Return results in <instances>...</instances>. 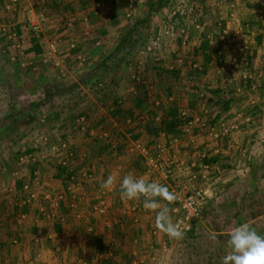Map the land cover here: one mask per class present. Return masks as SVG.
Listing matches in <instances>:
<instances>
[{"label": "crops", "instance_id": "1", "mask_svg": "<svg viewBox=\"0 0 264 264\" xmlns=\"http://www.w3.org/2000/svg\"><path fill=\"white\" fill-rule=\"evenodd\" d=\"M9 1L0 0V27L13 29L17 40L15 46L9 34L0 32V61L15 65L10 71L11 89L17 92L13 103L25 107L23 111L28 108L30 119L17 146L24 160L8 157V165L0 170V264H169L172 258L166 255L174 244L158 230L151 235L155 214L143 209L142 200L126 202L119 195V180L127 173L147 179L148 173L154 175L145 158L131 151L134 142L158 154L164 148L160 158L175 168L182 183L207 188L209 197L195 224L206 220V237L215 242L219 255L225 253L228 231L240 223L247 222L264 235V211L222 209L229 199L222 198L224 192L236 186L241 189L238 196L264 200V193H256L264 189V146L260 145L264 116L247 111L260 105L250 106L242 98L236 104L237 98L231 97L224 83L225 69L219 68L228 51L219 55L220 50H209L215 47L212 42L223 44L225 35L237 32L240 20L233 12L227 15L226 0H206L205 13L200 8L196 18H189L190 1L184 2L185 18L174 20L176 33L162 34L156 50L143 51L144 35L154 26L160 33L169 21L165 14L175 10L174 4L170 6L173 0L169 1L152 14L138 36L133 35L139 42L124 57L116 47L135 23L132 11L139 9L137 19L146 16L145 0L132 9L131 0H19L12 11L6 10ZM247 6L259 11L264 0ZM217 15L224 19V28L217 29L222 36H214ZM36 23L41 30L38 38L32 31ZM263 35L259 30L250 40V53L255 56L250 69L258 75L262 74ZM214 55L221 62L217 68L210 66ZM56 83L65 85L66 92L52 93ZM182 108L189 115L202 112L208 116L221 137L212 135L208 127L177 135L162 132V118L170 109L179 112ZM239 109L240 119L231 115ZM81 116L87 118L86 131L77 127ZM231 120L239 127L225 137L222 132ZM176 136L179 142L174 144ZM59 139L75 149L73 167L78 176L71 188L63 173L66 168L60 164L65 151L55 149ZM207 159L213 164L212 175L191 180L190 164ZM85 171L91 175L84 176ZM109 175L117 177L110 192L100 186ZM26 183L35 194L29 201H25ZM214 201L221 203L219 208ZM99 204H104L105 214L93 209ZM190 231L185 234L196 233Z\"/></svg>", "mask_w": 264, "mask_h": 264}, {"label": "rangeland", "instance_id": "2", "mask_svg": "<svg viewBox=\"0 0 264 264\" xmlns=\"http://www.w3.org/2000/svg\"><path fill=\"white\" fill-rule=\"evenodd\" d=\"M141 1L142 0H131L130 1L131 9L136 8V7L139 8V4L141 3ZM187 1H190V7L192 8L189 18L191 17L196 18L197 16L200 15L199 13L201 10L203 14L205 13L203 11V7L205 5L206 0H173L170 6L174 4L175 5V6L173 5L174 9H176V7L179 6L180 11L177 12L176 14H173L172 12V15H170L172 10L167 12L165 14V18L166 20H169L168 23H173L176 26H178V24L175 23L174 20L175 19L181 20L180 16H184L185 18L186 9L185 7L181 9V4H184V2H187ZM226 1L227 3H229L228 5L229 7L226 11L227 15L233 12V17L238 18L240 20V22L238 21L239 25L237 26V32L228 33L227 35H225L226 41H224L223 44L219 42L218 43L212 42V46H215V47L213 48L210 47L209 50L211 52L212 50H215V51L220 50L221 52L219 53V55H222V51H228L224 53V60H222L224 62L219 67V68L225 69L223 71V73H225L224 74L225 76L223 79H224V83H228L226 88L228 89L229 93H233L231 97H234L235 99L237 98L236 104L239 101H241L240 100L241 98L247 100L250 106H253L254 104H259L260 108H255L254 106V108H251V109L248 108L247 111L250 112L253 110L255 114L259 112L260 114L264 116V44L262 45V48H261L262 53L260 55L261 56L260 64H262V67H261L262 74L261 75H258V73L255 74L253 73L252 68L250 69V63L252 59L255 57L252 55V53H250L253 51V47H252L253 44L250 43V40L253 36H256V32L259 30L262 31V33L264 34V7L259 11L253 12L252 8L248 7L247 5L250 4L251 7H253L255 0H248L245 2V4L243 3L242 0H226ZM257 7L258 6L254 8H257ZM138 10L132 11V13L130 14L131 21H134V20L136 21L137 19L136 12H138ZM220 16L221 15H217V18H215L216 23L213 24L215 25L214 27L215 30H217L219 27H220L219 30L224 28V23H223L224 19H220ZM197 22L200 25V23H202V19L198 17ZM217 22H220V24L218 25ZM154 28L155 29L152 30L150 33H147V35L146 34L144 35L147 38L146 39L147 43L152 41L159 33V30H158L159 27L154 26ZM180 29L184 30L183 28H180ZM177 30H178V27H176L175 33ZM216 32L217 33H214V34H217V35H214V36H219L221 34V32L218 33V30ZM180 34H182V36L184 37V35H186L185 30ZM222 35L223 34H221V36ZM244 38L246 41H244ZM141 49L145 51L144 46ZM217 57L215 55L212 56V58L210 59L212 61L210 66L214 68L218 67L217 65H219L221 62H219ZM204 65H201V67ZM14 66L15 65H12V64L7 65L6 63L0 61V68L2 69L1 74H0V85L5 86L4 87L5 90L3 88H0V170L3 169V167L6 166V164L8 165L6 158L12 157L14 159L20 160V155H18L19 151H18L17 146L19 145L21 138L24 136L23 132H24V129L26 128V123L30 119V117L28 116V108H26L25 111H23L25 107H22L21 105L15 106V104L13 103L14 102L13 98L15 94H17V92L11 89L14 83L13 82L14 77L12 76L11 74L12 72L10 71L15 70ZM199 81L200 80L198 81L195 80L196 83H198ZM231 85H233L232 86L233 88H230ZM201 113H196V114L198 115ZM238 113L240 115H238ZM241 114H242V110L240 111L239 109L237 111H234V113L231 115H233L236 118H238L239 116V119H240ZM263 116H261V119H263L262 118ZM206 117L208 118V116ZM225 125H226L225 128L227 129L226 133H224L223 135L225 137L231 134L232 131L236 130L239 127L238 123L234 120H231L228 124H225ZM203 128L194 127L193 131L196 129H203ZM190 130L192 131V129ZM260 131H261L260 145L264 146V123L263 122L261 123ZM215 132L218 133L217 131ZM151 152L154 155L153 157H156L154 159L160 158L159 156L160 153L158 154V152L155 153L154 151H151ZM23 154L24 153H22V155ZM139 155L141 154L139 153ZM194 163H196L197 165L198 161L196 160ZM146 165H147V162H146ZM262 166H264V159H262ZM197 167L198 165L193 167V171L199 172V167L198 168ZM215 173H217V169H214V174ZM249 174H251V172ZM210 175H212V173ZM250 176H248V178H250ZM246 177H247V174H246ZM238 190H241V189H238L236 186L234 187V190L233 188H231L230 190L231 192L229 193H227V191L224 192V195L222 196V198H226L228 196L229 199L226 200V203L223 204L222 206L223 211H226V212L228 211L243 212L244 210L264 211V200L257 202V199L252 200V197H248V196L243 197V195L238 196V194L239 195L241 194L239 193ZM260 190H261L260 192H256V193L257 194L264 193L263 188H260ZM232 192H233V196L229 197V194H231ZM244 198L246 199L244 200ZM262 198H264V195H262ZM249 199L251 201H248ZM214 202H215V205L217 204L221 205L219 201L218 202L214 201ZM217 208H219L218 205H217ZM199 216L200 218L202 217L201 212H199L198 217H195V220L200 219ZM205 222L206 220H203V219L198 221L197 225L195 224L197 222L196 221L194 222V225H193L194 230L193 229L191 231L189 230L190 232H194V231L196 232L192 236L186 233L182 240L171 239L170 244H174L173 251L172 252L170 251L169 254L166 255L169 257L171 255L172 261H170L169 264H220V260L222 256L219 255L218 252H216L217 246L215 245V242L210 241L208 237H206L205 230H204ZM156 232H157V229L153 228L151 230V235L155 236L154 234H156ZM165 236L166 238L168 237L166 234ZM163 240L168 241L169 239L167 240L163 239Z\"/></svg>", "mask_w": 264, "mask_h": 264}, {"label": "built area", "instance_id": "3", "mask_svg": "<svg viewBox=\"0 0 264 264\" xmlns=\"http://www.w3.org/2000/svg\"><path fill=\"white\" fill-rule=\"evenodd\" d=\"M19 0H10L9 3L6 5V9L12 11L13 6L18 3ZM180 11V7H176V9L173 11V14H176ZM176 25L173 23H166L164 25V29L161 30L160 33L150 42L146 43L144 46V49L146 52H152L156 50V47L160 45L161 42V36L162 34H174ZM32 31L35 34V37L38 38L40 36V27L39 25L33 24L32 25ZM182 32L184 30H181ZM0 32L9 34V39L13 41V44L16 46V40H17V33L13 29H8L5 26L0 27ZM181 32V33H182ZM186 35H184L185 37ZM51 50L55 49V46L52 44L50 45ZM179 118L182 120V124L180 125V133H185L186 131L190 129H194V127L203 128L208 127L210 133L212 135L217 136V133L215 132V127L211 124H209V118H207L203 114H193L189 115L188 112L182 108L179 112ZM77 127L80 130L86 131L88 122L87 118L85 116H81L76 120ZM227 129H225L222 133H226ZM180 135V134H179ZM43 139L45 140L46 137L43 136ZM172 142L174 144L179 142V136H176L172 139ZM115 144V143H114ZM113 144V145H114ZM133 152L140 153L142 157L145 158L146 162L150 166V170L153 171L154 175L152 176L149 174V180H155L158 181L164 185H166L170 191L175 192L177 196V200L175 203L172 204V212L174 213V222H180L182 224V227L185 232L189 231L191 229L192 220L195 219V217H198L199 212L202 208V206L206 203L207 198L209 197L207 188L203 187L202 185H196L189 187L188 184L182 183L179 179L177 174L175 173V168L171 164L165 163L161 158L154 159L156 157H153V153L149 152L145 146L141 142H134L133 146L131 147ZM56 150H64L65 154L62 160L60 161L61 166L65 169L63 173H65V177L67 178L68 187L71 188V184L76 181L77 174L75 173V169L73 167L75 157V149L69 147L66 140L59 139L58 142L55 144ZM164 148H161L159 153H163ZM202 157H205V155H202ZM201 157V158H202ZM25 158V154L20 156V160L23 161ZM195 162V161H194ZM190 164L188 168L189 172V178L191 180H197L198 178H207L213 171V166L209 162H199L197 164L199 166V172L193 171V167L197 166L196 163ZM84 176L88 177L90 176L89 171H85L83 173ZM24 190L28 191V196L25 201H29L30 198L34 197L35 194L31 192L30 190V184L26 183L23 186ZM24 201V200H23ZM95 211H97L99 214H105L106 209L104 207V204L95 205L93 207ZM44 215H47L46 209L42 208L41 211ZM109 255H112V252H109Z\"/></svg>", "mask_w": 264, "mask_h": 264}, {"label": "clouds", "instance_id": "4", "mask_svg": "<svg viewBox=\"0 0 264 264\" xmlns=\"http://www.w3.org/2000/svg\"><path fill=\"white\" fill-rule=\"evenodd\" d=\"M116 183L117 177L109 175L100 186L110 192ZM119 195L126 202L142 200L143 209L155 214V228L170 239L184 238L182 224L173 221L169 207L176 202L177 196L166 185L129 172L119 180ZM210 235L216 240L215 233ZM227 236L220 264H264V235L259 234L255 227L247 222L240 223L232 227Z\"/></svg>", "mask_w": 264, "mask_h": 264}, {"label": "trees", "instance_id": "5", "mask_svg": "<svg viewBox=\"0 0 264 264\" xmlns=\"http://www.w3.org/2000/svg\"><path fill=\"white\" fill-rule=\"evenodd\" d=\"M170 0H145L144 6L146 8V16L144 18L137 19L135 23L128 28L125 33L122 35L117 47L116 51L123 52L124 56L128 55L132 49L138 44L139 40L137 38H133V35H139L142 28L149 25L151 16L154 13H158L161 11L169 2ZM205 45V43H204ZM174 72L173 70H171ZM192 79V78H191ZM63 84H55L52 87V90L54 94H58L61 92H66V86ZM71 86V85H68ZM47 96L51 97L52 94L46 93ZM179 113L175 109H170L167 114L162 118V120L159 123V127L162 132L177 135L180 130V125L182 124V120L178 118ZM206 162H209L210 160H205ZM196 220H192V225H194V222Z\"/></svg>", "mask_w": 264, "mask_h": 264}]
</instances>
